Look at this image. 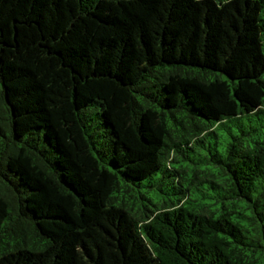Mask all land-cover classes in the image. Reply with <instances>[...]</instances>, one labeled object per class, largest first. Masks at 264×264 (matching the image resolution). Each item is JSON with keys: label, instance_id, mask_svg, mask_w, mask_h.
I'll use <instances>...</instances> for the list:
<instances>
[{"label": "trees", "instance_id": "16d2710c", "mask_svg": "<svg viewBox=\"0 0 264 264\" xmlns=\"http://www.w3.org/2000/svg\"><path fill=\"white\" fill-rule=\"evenodd\" d=\"M0 264H264V0H0Z\"/></svg>", "mask_w": 264, "mask_h": 264}]
</instances>
